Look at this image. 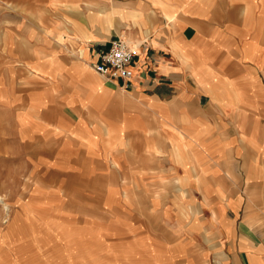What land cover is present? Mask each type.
Segmentation results:
<instances>
[{"label":"crops","instance_id":"1","mask_svg":"<svg viewBox=\"0 0 264 264\" xmlns=\"http://www.w3.org/2000/svg\"><path fill=\"white\" fill-rule=\"evenodd\" d=\"M55 3L60 30L45 23L43 39L40 23L24 30L22 15L51 14ZM38 7H15V32L0 27L15 38V109L41 98L32 93L45 95V105H28L20 120L46 131L59 108L61 185L83 175L77 185L133 186L143 197L140 222H148L149 207L171 223V238L150 240L140 224L142 245L113 250L138 264H264V143L257 133L247 145L238 131L239 110L264 109V98L239 101L264 95V0H47ZM118 36L136 51L128 85L90 66ZM74 46L85 49L82 61L67 54ZM62 61L80 79L60 86L58 106L52 79L64 73ZM118 203L129 204L120 193Z\"/></svg>","mask_w":264,"mask_h":264},{"label":"rangeland","instance_id":"2","mask_svg":"<svg viewBox=\"0 0 264 264\" xmlns=\"http://www.w3.org/2000/svg\"><path fill=\"white\" fill-rule=\"evenodd\" d=\"M18 1L20 3L0 0V27L15 28V7L32 10L47 2ZM58 6L53 4L51 14L42 10V13L22 15L28 21L24 30L36 29L35 24L40 23L41 28L36 30L39 39L47 33L45 23L60 30L59 22L55 20L58 14L54 11ZM45 16H51V20H44ZM7 32L0 35V264H138L126 260L113 247L142 245L140 224H147L145 231L151 236L150 240L171 238L168 229L171 223L151 216L149 207L148 222H140L143 197L133 186L128 189L124 188L127 185H77L81 182L78 178L83 175L75 176L70 185H61V134L66 136L63 133L66 127L59 124L62 111L53 107L52 125L46 131L44 126H30L20 120V114L27 113L28 105L38 110L42 108L45 95L32 93L31 98H41L15 109V38L12 32L6 37ZM53 37L60 39L58 34ZM3 41L8 43L4 45ZM19 47L23 49L22 45ZM57 48L55 45L53 54ZM60 48L64 50L63 46ZM107 48H101L96 59ZM67 52L75 61L85 57V49L81 47H69ZM58 64L64 65L65 69L52 79L51 101L60 106V86L77 85L80 78L77 67L70 63L65 65L64 61ZM39 84L34 83L33 87H39ZM262 98L264 95L258 93L239 95L240 102L250 100L259 105ZM260 107L239 110L241 126L238 131L245 139H250L246 141L247 145H253L251 138H258V134L262 138L260 144L264 143V109ZM256 119L260 124L257 125ZM119 193L128 205L118 203ZM109 199H113L110 204ZM129 221L134 226L129 227Z\"/></svg>","mask_w":264,"mask_h":264},{"label":"built area","instance_id":"3","mask_svg":"<svg viewBox=\"0 0 264 264\" xmlns=\"http://www.w3.org/2000/svg\"><path fill=\"white\" fill-rule=\"evenodd\" d=\"M135 49L122 37L111 40L109 47L99 54L92 66L110 79H121L127 84L134 75Z\"/></svg>","mask_w":264,"mask_h":264}]
</instances>
